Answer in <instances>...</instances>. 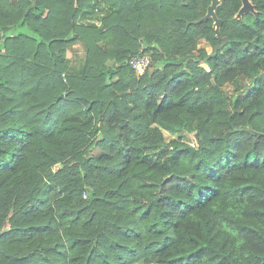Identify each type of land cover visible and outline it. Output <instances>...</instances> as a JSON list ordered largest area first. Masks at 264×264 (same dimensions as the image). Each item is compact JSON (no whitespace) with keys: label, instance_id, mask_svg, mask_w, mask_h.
I'll use <instances>...</instances> for the list:
<instances>
[{"label":"trees","instance_id":"trees-1","mask_svg":"<svg viewBox=\"0 0 264 264\" xmlns=\"http://www.w3.org/2000/svg\"><path fill=\"white\" fill-rule=\"evenodd\" d=\"M251 2L219 0L216 28L211 0H0V264H264ZM24 67L48 73L24 90Z\"/></svg>","mask_w":264,"mask_h":264},{"label":"crops","instance_id":"crops-1","mask_svg":"<svg viewBox=\"0 0 264 264\" xmlns=\"http://www.w3.org/2000/svg\"><path fill=\"white\" fill-rule=\"evenodd\" d=\"M74 0H72V3ZM84 56H76L75 60L71 63L70 68L71 69H80L82 67ZM82 60V61H81ZM48 73V70L44 67H40L39 69L32 70V69H25L23 71V82L26 88L32 86L35 81H37L41 76ZM67 88V85L63 82H60L57 87L53 90H47L42 93H39V97L42 98V100H50L53 99L55 96L58 95V97L61 95L63 96V93L65 92Z\"/></svg>","mask_w":264,"mask_h":264},{"label":"rangeland","instance_id":"rangeland-1","mask_svg":"<svg viewBox=\"0 0 264 264\" xmlns=\"http://www.w3.org/2000/svg\"><path fill=\"white\" fill-rule=\"evenodd\" d=\"M89 23H92L93 25H97V26H100V25H101V23H100V21H99L98 19L89 20ZM204 45H205V43H204L203 41H201L199 46H204ZM144 48H145V44H144V43H141V49H144ZM76 50H77V52H76V55H75V57H74V60H75L76 56H82V57L85 56L83 50H82L79 46L76 47ZM74 60H73V61H74ZM83 60H84V59H83ZM81 61H82V60H81ZM25 69H29V68L24 67L23 70H22V85H23V89H24V90H27V89L31 88V87L36 83V81L34 82V84H33L32 86H30V87H28V88L25 87L24 82H23V71H24ZM62 77H63V80H62L61 82H63V83L66 84V82H65V80H64V75H62ZM44 91H47V90H42V91L36 92V93L33 94V97L39 99V100L42 101V102H52V101L56 100V98H59L58 95H57V96H55L53 99H50V100H47V101L42 100V98H40L38 94H39V93H42V92H44ZM65 91H66V90H65ZM166 139H167V140H170L171 137L167 135V136H166ZM183 139H184L185 141H192V140H193V138L190 137V136H185V137H183ZM171 223H172L174 226H176V225L178 224V219H173V220H171Z\"/></svg>","mask_w":264,"mask_h":264},{"label":"built area","instance_id":"built-area-1","mask_svg":"<svg viewBox=\"0 0 264 264\" xmlns=\"http://www.w3.org/2000/svg\"><path fill=\"white\" fill-rule=\"evenodd\" d=\"M128 64L138 77L143 76L151 64V57L148 54H137L132 56Z\"/></svg>","mask_w":264,"mask_h":264},{"label":"water","instance_id":"water-1","mask_svg":"<svg viewBox=\"0 0 264 264\" xmlns=\"http://www.w3.org/2000/svg\"><path fill=\"white\" fill-rule=\"evenodd\" d=\"M241 1V8L238 11L237 16L240 17L243 13H253L255 14V11L253 9V6L251 5L249 0H240ZM218 6V0H211L210 5L207 8V16L211 17L214 20V23L216 25V28H218L219 21L215 17V9ZM62 96L60 95L59 98Z\"/></svg>","mask_w":264,"mask_h":264},{"label":"flooded vegetation","instance_id":"flooded-vegetation-1","mask_svg":"<svg viewBox=\"0 0 264 264\" xmlns=\"http://www.w3.org/2000/svg\"><path fill=\"white\" fill-rule=\"evenodd\" d=\"M249 1H250L251 5L253 6V9H254L255 14H256L257 11L255 10V5L251 2V0H249ZM240 2H241V1H240ZM218 4H219V0H218ZM240 8H241V6H240ZM240 8H239V9H240ZM239 9H238V11H239ZM238 11H237L236 14H235V17H237V18H240L243 14H245V13H243V14L240 15V17H238V16H237ZM248 13H250V12H248ZM252 14H253V13H252ZM255 14H254V15H255Z\"/></svg>","mask_w":264,"mask_h":264}]
</instances>
